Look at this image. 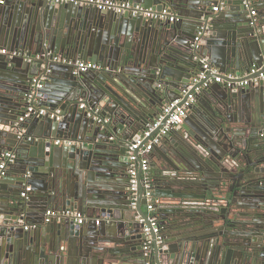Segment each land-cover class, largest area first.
<instances>
[{
  "label": "water",
  "instance_id": "water-1",
  "mask_svg": "<svg viewBox=\"0 0 264 264\" xmlns=\"http://www.w3.org/2000/svg\"><path fill=\"white\" fill-rule=\"evenodd\" d=\"M113 1L165 8L178 20L46 0L0 3V160L8 151L16 155L0 178V264H140L135 250L143 223L136 217H145V200L133 209L127 195L129 146L168 101L182 97L202 56L224 79L264 61V0L250 7L242 0ZM253 3L259 19L251 23ZM53 55L101 68L75 72ZM40 75L35 107L60 109L62 117L19 121L32 103V79ZM89 109L99 110L96 117L87 116ZM187 110L174 134L204 166L197 171L192 158L178 153L174 192L159 207L166 245H154L151 262L264 264L255 134L264 123V80L243 88L209 84L194 92ZM66 138L78 144L53 141ZM213 168L218 174H208ZM223 179L232 182L230 195L221 190ZM213 202L224 203L219 216L203 207ZM68 208L97 220L45 221L47 210ZM26 223L33 227L25 229Z\"/></svg>",
  "mask_w": 264,
  "mask_h": 264
},
{
  "label": "built area",
  "instance_id": "built-area-1",
  "mask_svg": "<svg viewBox=\"0 0 264 264\" xmlns=\"http://www.w3.org/2000/svg\"><path fill=\"white\" fill-rule=\"evenodd\" d=\"M6 0H0V3H4ZM53 3H72L77 7H91L99 10L112 11L115 13H128L131 16H141L146 19L162 20V21H176L178 17L175 13L162 9L157 11L152 8H146L140 4H133L130 1H113V0H46ZM251 0H242V3L246 6H251ZM214 12L219 10V6L212 7ZM256 10L249 8V16L254 20ZM199 37H195L197 42ZM0 52L4 53L5 50ZM52 61L55 63H61L64 65L72 66L75 72H87L90 70H97L101 68V65L92 60L86 59H72L61 55H53ZM201 70L192 77L187 89L184 91L182 97L168 101L156 115V117L149 122L146 127L138 135V139L134 141L127 152L128 158V184L127 191L131 200V205L135 208L140 198L146 202L147 215L141 218L143 223V245L142 251L144 256H148L153 250L154 245L160 246L163 243V236L159 231L157 218L153 214V195L151 189V175L149 171V154L152 149L159 144L160 140L167 135L172 128H176L181 125L183 118L186 116V112L189 104L194 99V92H198L201 88L208 86L209 84L222 83L226 87L230 88H243L251 83H257L260 80H264V61L261 65H252L247 72L241 74H227L224 79L219 72V69L211 64L210 60L206 56L200 58ZM44 79L43 75L34 77L31 83L30 93L28 95V101L32 102L26 108L23 116L19 117V121H23L26 117L30 116H48L51 119H60L62 117L60 109L48 110L46 108H36L37 98L35 97L36 89L41 86L40 81ZM86 103L81 102L79 108L85 109ZM98 109H89L87 116H94L98 114ZM108 121V119H105ZM55 144L72 145L78 144V142L71 139H55ZM16 159V155L13 152H5L3 159L0 160V178L5 175L6 167L8 163H13ZM27 187L26 190H29ZM24 193H22L23 195ZM69 218L76 224H82L85 222V216L78 210L65 209L63 211L47 210L45 213V220L48 221L51 218ZM33 227V226H31ZM26 228V227H25ZM27 229V228H26Z\"/></svg>",
  "mask_w": 264,
  "mask_h": 264
},
{
  "label": "flooded vegetation",
  "instance_id": "flooded-vegetation-1",
  "mask_svg": "<svg viewBox=\"0 0 264 264\" xmlns=\"http://www.w3.org/2000/svg\"><path fill=\"white\" fill-rule=\"evenodd\" d=\"M255 9V8H254ZM256 10V9H255ZM249 16V13H248ZM256 16V15H255ZM254 16V20H252L251 18V23L256 22V18ZM188 111V110H187ZM186 116H187V112H186ZM185 116V117H186ZM185 117L183 118V121L185 119ZM183 121L181 123V125L183 124ZM261 124V123H260ZM263 127H259L256 129L255 134H257V137L260 139L261 141V153L257 159V163H256V168H257V179L259 181V183H261L262 186H264V123L261 125ZM194 129L202 135H206L205 132L203 131V129L199 128L198 126H194ZM181 130V129H180ZM174 131H179V128H172L170 129V131L167 133V135L165 136L167 139L171 138L173 140V135ZM172 136V137H170ZM213 146H216V143L214 141H212ZM176 148V149H175ZM178 148V142H173L172 147H170L167 150H164L162 147V139L160 140L159 144L156 145L152 151L150 152V157H149V171H150V175H151V189H152V195H153V205H152V211L153 214L156 216L157 218V223H158V227H159V231L162 234V227H161V220H160V206L163 197L165 198L166 195H168L169 192H174L173 190L175 189V183L174 181L171 179V175L175 172V169L178 166V162H179V155L177 153V149ZM219 147H215V149L218 150ZM220 150V149H219ZM247 163L250 162V159L246 160ZM193 168L197 171H200L201 169H203V164L201 162H199L198 160H194L193 159ZM206 166V165H205ZM209 168V167H208ZM208 174H218V172L213 168V169H209ZM128 173V172H127ZM127 180H128V174H127ZM223 185H221V190L227 192L229 195L231 194V186H232V182H227L224 184V179L222 180ZM128 183V181H127ZM127 190V187H126ZM236 190V189H234ZM236 192V191H235ZM24 194L21 195L22 196H26L25 192H23ZM159 194V195H157ZM127 195L129 197V194L127 192ZM131 207L133 209H135L132 205ZM174 207V206H171ZM204 208L207 209H211L216 215H220L221 214V210L222 212H224L225 210H223L224 207V203L223 205H220L218 202H213L211 205H205L203 206ZM172 209V208H171ZM142 210L145 213V216L147 215L146 212V202L144 205H142ZM166 211V210H165ZM133 212H131L132 214ZM83 214V213H82ZM85 216V214H83ZM137 221L139 223H141L140 219L142 218L140 215H137L136 217ZM264 218V217H263ZM54 219V218H51ZM86 219V216H85ZM50 220V219H49ZM48 220V221H49ZM46 221V220H45ZM264 224V221H263ZM26 227L28 230L31 229V224L26 223V225L24 226ZM138 227V225H137ZM142 227L138 228V234L140 235V239L138 241L140 248L138 250H135V253H137V255H139V263L140 264H152L153 262H151V253L148 254V256H144L143 251H142V245H143V232H142ZM25 228V229H26ZM163 245H166L164 243L163 240ZM119 250L121 251V249L119 248ZM118 249L116 251H119ZM131 252V251H129ZM150 259V262L148 261Z\"/></svg>",
  "mask_w": 264,
  "mask_h": 264
},
{
  "label": "crops",
  "instance_id": "crops-1",
  "mask_svg": "<svg viewBox=\"0 0 264 264\" xmlns=\"http://www.w3.org/2000/svg\"><path fill=\"white\" fill-rule=\"evenodd\" d=\"M251 1H253V0H251ZM253 8H255L256 10H257V13H258V10H259V8L253 3ZM219 11V10H218ZM217 11V12H218ZM257 17V18H256ZM255 18L258 20L259 19V16H258V14L255 16ZM256 20V21H257ZM213 83H215V82H213ZM37 103L39 102V100H37L36 101ZM203 103H206L207 104V101L204 99L203 101H202ZM205 104V105H206ZM61 115H62V113H61ZM109 117H107V119H108ZM61 119V118H60ZM59 120V119H58ZM173 135V137H175V138H173V140L171 139V138H166L165 136L162 138V147H163V149L164 150H167V149H169L170 147H172V145H173V142L175 141V142H178V150L179 151H177V153H180V151H181V153L183 154V155H185V156H187L189 159L190 158H192V159H195V155H194V153H193V151H192V149L186 144V143H184L183 141H181V140H179L178 138L179 137H177V135H175V134H172ZM170 137H172V136H170ZM176 149V148H175ZM150 155V154H149ZM150 157V156H149ZM3 158V157H2ZM196 159H198V158H196ZM128 174V173H127ZM69 209V208H68ZM85 216H86V219H85V222H87V221H95V220H97V218L96 217H89L88 216V214H86L85 213ZM62 219V218H61ZM63 219H66V218H64L63 217ZM88 222V223H89ZM125 255V254H124ZM149 262H150V259L148 260ZM113 264H117L116 263V260H113Z\"/></svg>",
  "mask_w": 264,
  "mask_h": 264
}]
</instances>
